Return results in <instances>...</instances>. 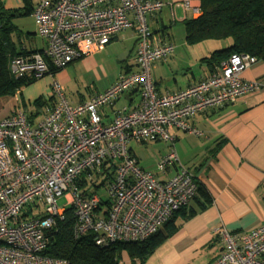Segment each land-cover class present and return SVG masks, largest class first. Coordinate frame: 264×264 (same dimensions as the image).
<instances>
[{
	"label": "built area",
	"instance_id": "built-area-1",
	"mask_svg": "<svg viewBox=\"0 0 264 264\" xmlns=\"http://www.w3.org/2000/svg\"><path fill=\"white\" fill-rule=\"evenodd\" d=\"M32 1L31 16L45 47L15 56L10 69L14 76L28 80L51 76L50 89L57 101L34 122L21 107L0 120V264H68L42 254L50 232L65 221L68 209L74 218V238L92 233L94 243L105 246L148 237L197 192L194 173L179 163L175 130L200 135L190 118L233 102L261 83L240 76L257 58L233 53L206 78L184 89L158 92L151 67L167 58L174 45L154 41L146 15L159 11L162 0ZM179 3L194 15L200 10L190 0ZM126 28L136 32L137 68L120 74L85 102L68 104L51 68L62 69L103 50ZM132 89L139 92V104L118 110L104 123L99 107ZM130 141L167 142L157 170L164 172L171 164L178 169L166 179L157 178L139 166ZM106 161H114L116 168L105 187L104 203L97 193H79L76 179ZM61 197L64 203L59 205ZM29 205L31 212L21 217ZM219 234L222 251L208 264H264V222L238 234L223 229Z\"/></svg>",
	"mask_w": 264,
	"mask_h": 264
},
{
	"label": "crops",
	"instance_id": "crops-1",
	"mask_svg": "<svg viewBox=\"0 0 264 264\" xmlns=\"http://www.w3.org/2000/svg\"><path fill=\"white\" fill-rule=\"evenodd\" d=\"M164 1L165 6L159 13L167 11L169 23L172 22L170 13L173 10L176 17L173 22H183L195 17L189 9H184L180 5L172 7V4L181 0ZM4 3L8 8H15L19 5V0H4ZM177 10H180V16ZM154 21L159 23L157 27H152L154 41L172 42L174 45L173 52L167 58L155 61L151 67L152 78L158 92L184 89L206 78L212 72V68L204 60L211 54L212 46L201 45L206 43V40L190 45L193 51L185 55L176 50L178 45L165 37L167 25L163 23L162 18ZM133 38L136 48V34ZM24 44L29 50H41L45 47L43 39L39 42L32 36H26ZM185 44L187 43L183 39L179 45L183 47ZM94 54L85 56L87 58L83 62L86 66ZM136 68V65L123 67L121 73ZM121 73L77 101H70L72 104L68 102L64 93L63 95L70 105L85 102L92 95L106 89ZM59 75L65 78V69ZM240 76L245 80H258L261 85L255 91L241 95L232 103L207 108L190 118V124L202 132L200 135L175 130L173 145L179 163L194 173L198 186L204 187L211 202L200 209L197 206L198 200L192 199L187 208H195V213L175 217L176 232L156 247L147 257L145 264H208L223 248L220 229L238 234L264 222V61L257 58L254 64L241 71ZM53 78L57 79L54 74ZM51 79V76L45 75L17 90L21 108L27 110L35 99L41 97L47 102L44 109L46 113L57 101V98L48 91ZM170 81L173 85L166 86V82ZM46 92H49L48 95ZM139 101L140 95L137 90L125 91L111 104L99 107L102 121L109 123L118 110L132 109ZM168 146L167 143L166 147ZM131 151L135 156L134 151L132 149ZM135 158L137 159L136 156ZM156 164L155 171L139 166L155 173L156 177L162 180L178 169L177 164H171L164 172H160ZM123 264H130L127 257L123 258Z\"/></svg>",
	"mask_w": 264,
	"mask_h": 264
},
{
	"label": "trees",
	"instance_id": "trees-1",
	"mask_svg": "<svg viewBox=\"0 0 264 264\" xmlns=\"http://www.w3.org/2000/svg\"><path fill=\"white\" fill-rule=\"evenodd\" d=\"M162 1L163 6H165V1ZM200 3L201 14L183 21L184 39L188 45H194L207 39L227 41L224 47L213 50L210 55L204 58L209 67L212 68V72L217 69L220 62L233 53L253 55L264 61V0H200ZM179 5V2H175L172 7ZM32 10V0H20L19 5L15 8L6 7L4 0H0V94L8 93L14 89L20 90L34 81L24 77H16L10 69V62L15 56H25L43 50L26 49L22 31L13 22V19L20 15L31 16ZM160 10L146 15V21L147 17H154ZM148 28L151 37L154 39L153 28H150L149 25ZM26 35L28 37L30 33L28 32ZM57 70L51 68L53 74ZM229 103L232 102L225 104ZM31 105H33L31 110L23 109L26 111L30 122H34L38 116L44 114V107L47 102L38 97ZM115 168L116 163L114 161H106L100 168L84 171L76 179L79 193H97L91 188L100 186V184L92 181L93 174L98 176L104 173L105 177L101 184L105 188L112 181ZM100 198L104 200V203H107L104 197L100 196ZM193 199L198 200L197 206L200 209L205 208L211 202L209 194L201 186H198ZM187 205L175 210L161 227L143 240H116L105 246L95 244L92 233L84 234L79 238L73 237L74 218L70 208L67 211L65 221L59 225L57 230L50 232L49 243L42 254L66 260L68 264H123L124 257L129 259L130 264H145L147 257L156 247L176 232L175 217L195 213V208H187ZM31 209L30 205L27 206L22 211L21 217H25L27 213L31 212Z\"/></svg>",
	"mask_w": 264,
	"mask_h": 264
},
{
	"label": "rangeland",
	"instance_id": "rangeland-1",
	"mask_svg": "<svg viewBox=\"0 0 264 264\" xmlns=\"http://www.w3.org/2000/svg\"><path fill=\"white\" fill-rule=\"evenodd\" d=\"M197 1L198 0H190L191 4L193 5H196L200 0L198 2ZM200 4L201 3L199 2L198 5ZM173 11L170 13V19L175 21L176 17L173 14ZM177 13L178 16L181 15L180 10H177ZM200 14L201 11L199 10L194 16L197 17ZM159 17H161L163 23L167 25V34L165 33L167 40L173 41L176 45H178L176 50H180L185 55L193 51V48L190 45L185 44L183 47L179 45L185 36L184 24L182 21H172L169 23V15L167 11H162L161 14L158 13L154 17H147L149 27H157L159 23L155 22L154 20L159 19ZM13 22L22 31V38L26 39V34L29 32L30 36L35 38L37 41L40 42L42 39L36 31L32 16L20 15L14 18ZM134 32V28H126L119 31L116 34L117 36L115 35L116 37L109 41L103 50L92 55V59L87 61V66L85 62H83V60L87 58L84 56L72 61L65 68L58 69L54 73L55 77L57 78L56 80L60 83L62 91L70 104L73 103L70 101H77L81 97L89 94V92H93L95 89L101 87L111 77L117 76L119 73H121L123 67H134L136 65V48L133 38V35L135 34ZM205 42L206 43L201 45H211V49L213 50L220 49L225 46V43L227 44V41L223 39H207ZM88 64L91 66H88ZM165 67L169 68L168 65H165ZM64 69L65 78H62L59 74ZM121 74H124V72ZM172 85V81L166 82V86ZM48 91H50L52 96H54L50 89ZM16 93V89H14L8 93L0 94V120L11 115L17 108L22 107L19 99H16ZM46 93L48 95L49 92ZM32 107L33 105L27 110H31ZM42 116L43 113L41 116H38V118ZM166 145L167 142L163 141H150L144 143H136L134 141L129 142V147L134 151L139 165L149 168L151 171H155V164L157 163L158 158L167 152L166 150L168 148ZM104 177V173L98 176L93 174L91 178L92 181L96 184H100V186L98 188H91L94 189L101 197L105 198L106 191L101 184ZM58 203L59 205H62L64 203V199L62 197L59 198Z\"/></svg>",
	"mask_w": 264,
	"mask_h": 264
},
{
	"label": "water",
	"instance_id": "water-1",
	"mask_svg": "<svg viewBox=\"0 0 264 264\" xmlns=\"http://www.w3.org/2000/svg\"><path fill=\"white\" fill-rule=\"evenodd\" d=\"M123 73V72H122Z\"/></svg>",
	"mask_w": 264,
	"mask_h": 264
}]
</instances>
